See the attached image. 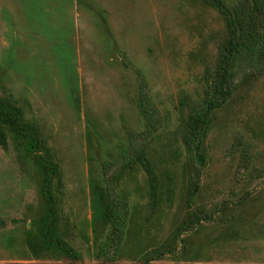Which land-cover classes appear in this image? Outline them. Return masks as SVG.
I'll return each instance as SVG.
<instances>
[{"label":"rangeland","instance_id":"374dc122","mask_svg":"<svg viewBox=\"0 0 264 264\" xmlns=\"http://www.w3.org/2000/svg\"><path fill=\"white\" fill-rule=\"evenodd\" d=\"M249 30L264 32V0ZM229 37L211 0H0V110L24 131L0 121V264H264V73L211 110L197 149L186 144L208 85L222 98ZM135 70L161 127L143 146L145 162L113 174L129 217L107 261L96 256L109 229L102 165L144 129ZM46 182L50 235L80 261L40 235Z\"/></svg>","mask_w":264,"mask_h":264},{"label":"trees","instance_id":"16d2710c","mask_svg":"<svg viewBox=\"0 0 264 264\" xmlns=\"http://www.w3.org/2000/svg\"><path fill=\"white\" fill-rule=\"evenodd\" d=\"M211 1L223 16L230 37L225 47L226 54L218 65L222 98L220 100L213 99L209 84L208 94L194 111L189 121L188 140L186 144L193 147L194 143H196L194 146L196 149L201 143L199 127L210 114L211 110L225 104L232 95V89L240 81L247 78H254L264 73V32L256 33L249 30L250 14L257 7L258 0H238L233 7H228L222 0ZM235 56L237 65L236 68L232 70L230 65ZM135 74L138 79L137 106L144 119V129L131 136L127 145L119 146L117 156L112 162H106L102 165V178L109 196V203L105 208V216L109 229L105 238L98 245L96 256L97 258H104L107 261L115 260V252L123 241L124 229L129 217L128 202L115 193L113 174L116 170L130 165L134 161L145 162L144 156L142 155L143 146L161 127L159 111L145 93L147 82L139 70H135ZM211 76V71L207 69L205 75L206 82H209ZM0 121H7L16 133L24 132L20 127L19 117L10 110H0ZM198 158L200 166H203L206 161L205 155L199 153ZM145 164L146 173L152 181H155L152 168L147 163ZM109 170H113V172L109 173ZM256 173L258 177L261 175L260 171ZM47 186L48 182H46L43 189V196L48 208L47 228L40 231V235L45 243L54 244L70 260L80 261V256L72 247L62 240L52 238L50 235L53 229L56 208L53 199L49 195ZM196 191L197 183H195L186 201L190 209L192 208V202ZM198 220L201 219L198 218ZM110 252H113V255L110 256ZM162 256L163 254L156 255L157 259Z\"/></svg>","mask_w":264,"mask_h":264}]
</instances>
